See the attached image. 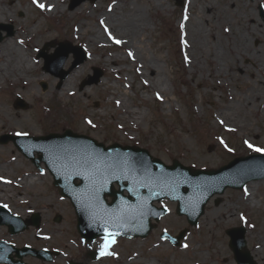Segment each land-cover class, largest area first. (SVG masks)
<instances>
[{"label":"rangeland","instance_id":"obj_1","mask_svg":"<svg viewBox=\"0 0 264 264\" xmlns=\"http://www.w3.org/2000/svg\"><path fill=\"white\" fill-rule=\"evenodd\" d=\"M122 1L118 0V4L122 5ZM161 1L167 6V10L161 8ZM212 1L217 6L216 10L232 6L230 0ZM111 2L112 0H65L61 3L62 10L55 15H48L40 13L27 0H1L3 7H15L16 11L13 18L0 22V31L3 34L0 45L7 38H13L17 32L22 35L24 32L21 33L22 29L18 28H23L27 43L21 44L19 39L14 42L23 49L25 57L32 63V69L17 76L0 79V109L3 111V115H0V136L6 133L11 136L15 133L43 136L72 129L107 145L120 143L139 146L166 164H172L177 159L196 169H219L237 157L261 153L249 148L245 143L247 141L254 147L264 148V120H257V112L261 108L258 107L255 112V103L250 117L252 126L242 133L238 129L229 130L226 124H221L215 116L224 105L235 101L229 93L238 98L244 86L249 82L254 84L255 78L258 77V72L254 70L256 64H264V16L260 9V5L264 6V0L236 2L246 4V10L254 9V15L247 17L254 16L255 20L248 21L244 15L233 16L234 22L231 19V23L234 33L237 35L238 28H243V33L257 51L256 55L241 54L237 57L222 48L224 46L219 39L221 35L224 43L229 42L228 39L233 37L232 26L228 25L223 29L213 17L215 14L210 15L208 9L201 8L200 1L196 2L193 9L191 5L187 6L190 0H183L181 5H177L175 0H155L151 8L145 4L143 16L147 27L143 31L142 46L139 43L138 47L136 40L133 44L127 42L116 45L109 39L101 21H111V25L108 23V30L112 35L128 41L127 33L115 32L120 24L127 26L128 19L125 17L119 20L115 15H99L98 7L108 8ZM72 3L78 4L71 9ZM130 3L137 4L136 0ZM83 4L88 5L85 10L93 15H69ZM202 12L207 15V21L206 17L200 18ZM185 13L189 14L187 20L194 21L188 25L189 32L196 22H201L206 28L203 38L206 53L199 64L202 67L191 66L192 63L185 59L186 53L193 52L184 44L187 39L193 46L190 34L189 39L186 37ZM258 21L261 25H257ZM89 27H95V31L103 35L102 43L95 42L94 45L87 42L96 34L94 31H87ZM254 27L257 33L252 32ZM10 32L13 33L11 36ZM52 41L55 44L45 49L44 45ZM61 42H71L74 46L84 47L88 53L84 62L73 69L63 81L43 68L45 59L41 55L42 49H45L44 52L48 55L54 54L49 61L56 67V53ZM129 51L134 54L135 59L129 57ZM221 53L233 59L229 66L223 62L219 65L218 57ZM116 58H119L117 63L114 62ZM147 60L153 61L160 73L157 80L160 79L161 82L156 86L151 84L148 73L138 66ZM73 61L74 55L71 52L65 59L64 69L68 70ZM95 69L103 71L101 80L82 88L83 81L89 76H94ZM218 70L221 73H218ZM254 72L255 75L252 74ZM67 78L69 90L65 91L64 87L65 93L62 94V87ZM41 82H46L47 87ZM222 88H227L229 93ZM157 93L162 99L157 98ZM18 95L29 103L28 108L15 107L14 101ZM117 101L120 103L117 104ZM123 104L133 110L135 115L131 116L119 110ZM88 120H92L95 127L89 125ZM37 154L35 151L36 156ZM203 158L206 159L205 162H202ZM0 165L9 169L6 174L13 181L11 192L0 193V202L10 203L14 213L21 212L19 208H40L39 214L43 211L42 232L50 234L52 239L43 241L42 246L61 249L58 255H53L52 263L47 264H65L69 257L76 256L80 257L78 262L86 261L84 256L88 250L76 233L74 224L77 217L74 207L69 199L61 197L58 188L53 186V177L45 165L41 163L38 166L41 172L43 169L46 171L45 175L39 176L37 167L19 151L12 139L5 143L0 142ZM31 176L40 177L37 180L40 184L39 192L29 190L26 186L16 188L15 184L22 178ZM24 179L22 182L27 181ZM251 183L255 184L254 190H259L255 193V198H263L256 207L245 203L244 193ZM257 185H260V188L256 187ZM246 188H227L223 194L211 198L196 226L190 225L186 216L176 213L177 202H172L169 198L157 201L155 204L159 208L169 209V213L159 220L157 228L146 238H115V243L107 249L113 254L98 259L94 264H119L128 259L129 255L148 256L147 251L152 248L156 249L152 260L160 264H237L229 245L231 237L226 230L242 225L246 227L247 248L257 264H264V246L258 251L255 245L256 240L264 236V179L251 180ZM43 202L44 206H37ZM214 211L215 218L208 221L209 215L204 216ZM55 213L61 216L60 222H56L57 215L53 217ZM242 216L246 218V223L241 219ZM206 224L211 228L207 229ZM0 228H3L0 238L22 245L31 241L30 231L12 237L7 226ZM184 230L186 237L178 245L161 236L164 233L177 236ZM111 239L109 238V241ZM128 240L132 242L129 246L126 245ZM99 242L101 243L95 245V249L108 243L105 239ZM163 242L169 243L168 250H160ZM184 244L189 247L184 248ZM199 246L201 251L198 250ZM200 252L205 258L199 257ZM25 260L35 262L33 258Z\"/></svg>","mask_w":264,"mask_h":264},{"label":"water","instance_id":"obj_2","mask_svg":"<svg viewBox=\"0 0 264 264\" xmlns=\"http://www.w3.org/2000/svg\"><path fill=\"white\" fill-rule=\"evenodd\" d=\"M77 4L72 3L70 8L73 9ZM177 4L181 5L182 0H177ZM12 34L10 32V35ZM2 38L0 33V42ZM52 44L54 43L46 45V48ZM61 46L56 53V67L52 66L48 57L45 69L64 80L85 60L86 54L80 47H72L69 43H62ZM72 51L76 53V60L71 68L65 71L63 70L65 59ZM102 75L103 72L100 69H95L94 76L85 79L81 87L98 83ZM43 85L47 87L45 82ZM15 106L28 108V104L21 99L15 102ZM10 139L14 140L19 150L37 164L45 161L54 175L55 185L59 187L61 194L70 198L75 205L79 217L78 229L86 239H94L108 233H114L115 236H147L152 229L150 218L155 217L159 220L167 212L165 208L156 209L152 203L155 200L164 199L166 195L171 200L179 201L177 214L187 215L189 223L197 225L199 218L205 212L206 204L213 195L222 194L228 187L243 188L253 179L264 178V155L239 157L217 170H195L184 166L177 159L172 165H166L161 159L154 158L145 148L123 146L119 143L106 146L72 130H67L63 134L51 133L41 137H18L9 134L0 137L1 143ZM34 150L43 152L39 159L33 158ZM86 155L99 156L98 163L101 168L117 159L126 162L123 171L117 170L115 173L120 176V179L109 178L105 183L108 175L105 174L98 177L96 184L93 185L89 179L85 178L86 173L77 175V172H83V169H78L74 162ZM78 179L81 180L80 183H77ZM125 181L127 184L124 183ZM114 182L119 183V190L114 188ZM94 187L98 193L97 198L91 195ZM125 190L128 191V196L125 195ZM107 196H112L111 203L107 202ZM139 203L144 205L142 213H137L136 207ZM228 233L232 237L231 247L238 264H257L247 249L245 228H233L228 230ZM185 234L184 230L171 239L178 245Z\"/></svg>","mask_w":264,"mask_h":264},{"label":"bare ground","instance_id":"obj_3","mask_svg":"<svg viewBox=\"0 0 264 264\" xmlns=\"http://www.w3.org/2000/svg\"><path fill=\"white\" fill-rule=\"evenodd\" d=\"M27 1L34 8L38 9L40 13L43 12L45 14L47 13L48 15H55L60 10L63 9L61 8L62 7L61 3L65 0H38L39 3H42L45 5L44 9H41L37 6V4H34L33 0H27ZM130 1L132 0H123L122 5H120L118 4V0H112V2L110 3V7L108 8L98 7V10L100 11L99 15H115L116 18L119 20L124 19L126 17L128 19L126 22L127 26L123 27L120 24L119 27L117 26V29L115 30V32L123 33V34L127 33L128 35L127 37L129 38V40L128 41L125 40V43L130 42V44H133L134 40H136V43L139 47V43L143 42L142 40L143 35H144L143 31L147 27L146 26L147 22L143 16L144 15L143 6L146 4L151 8L155 4L154 2L155 0H136L137 2L136 5H132ZM197 1H200V3L202 4L201 8H205L209 10V12L211 13L210 15L215 14L213 15V17L215 18L217 24L220 27L222 26L223 29H225L228 25L232 26L231 22L233 20V16L235 15H244V18H246L248 21L255 20L254 16L247 17V15H254L255 13L254 9L246 10V8H248L246 4H243V3L236 4L238 0H230L231 2L230 5H232L230 7L232 8L225 7V8H219L218 10H216L217 6L213 4L214 2L212 0H190L187 6L190 7L191 5L193 9ZM162 3L163 1H161V4H160L161 8H163V10H167V6L163 5ZM87 6L88 5L83 4L79 8L74 9L71 13H69V15H93L89 11L85 10ZM15 11H16L15 7L14 8L3 7L1 0H0V22H5L9 18H13V15H15L14 14ZM206 16L207 15H204V13L202 12L200 15V18L202 19L203 17H206ZM103 21H104V24H103L104 27L107 26L108 28L111 25V21H109L110 25H108L109 22H107L106 20H103ZM205 21H207V17ZM193 22L194 21H192L191 19L186 20L185 22L186 23L185 28H186V33H187L186 37L189 39V34H190V37L193 42V46H192L191 43L189 42L190 40L189 41L187 39L184 40V44H185V41H187V44H185L187 48L193 51L191 53L190 52L186 53V56L188 57L187 61L190 62V64L192 63L191 66L197 65V66L202 67V65H199V64H200V59L206 53V50H204L203 48L204 46L203 38L206 34V30H205L206 28L201 22H198V23L196 22L194 23L193 27L190 29V32H189V30L187 29L188 25L192 24ZM257 25H261L259 21ZM19 29L24 30L21 27H19L18 30ZM22 30H21V33L24 32L22 35L19 32H17L13 38H7L0 45V79L4 80L5 77H9L11 75L17 76L18 74H23L27 71H31L32 69V63L25 57V53L23 49H21V47L19 45H16L14 42L16 39H19L20 43L21 41L27 43V35L25 31H22ZM89 30L96 32L95 27L87 28V31ZM255 30H256V27L253 28L252 32L257 33ZM237 31H238V34L236 35L234 33V29L232 26L231 34H233V37L232 39H228L229 42L227 43H224L222 41V36L220 35L219 37L220 42L222 46H224L222 48H225L226 51H229L233 57H237L238 55H241V54L256 55L257 51H255L253 46L250 44L249 42L250 39L246 36L245 33H243V28H238ZM76 35L78 34L76 33ZM101 41H103V35L100 32H96L94 36H91L87 40L88 43H94V45H95V42H101ZM25 43H21V44H25ZM68 43L72 45L71 42H68ZM88 43H87V46H89ZM140 45L142 46V43ZM83 49L85 52L84 47ZM138 52H139V49H138ZM73 54H76V53L73 51ZM218 58H219L218 62L220 63L219 64L220 66L223 63L226 66H229L230 62L233 61V59H229L225 57L223 53H221V56H219ZM117 60H119V58H116L114 62L117 63ZM138 66H140L143 70H145L148 73L149 78L152 82L151 84L156 86V84L159 83L160 79L157 80V76L160 73L158 72L156 65L154 64L153 61L151 60L143 61V63H141V65H138ZM254 70L258 72L257 76L259 78L258 77L255 78L254 84L249 82L248 85L244 86L242 88L243 95L240 94L238 98H234V96L231 95L232 93H229V90L227 88H222L228 91L232 99H235L234 102L231 101L227 103L226 105H224V107L221 108L220 112L215 116L217 121L223 120L228 129H238L241 133L250 129V127L252 126L250 117L254 111V108H253L254 103L257 106L255 109V112L258 110V107L261 108L260 111L257 112L258 113L257 120H264V64L263 65L256 64V68ZM217 72L221 73L220 70H218ZM252 74L255 75L256 73L254 72ZM69 78H71V76ZM69 78H67L64 82V85L61 91L62 94L65 93V91L69 90V86H68ZM64 87H65V91H64ZM119 110L126 112L128 115H131V116L135 115V112L131 109H128L126 104L125 105L123 104L119 108ZM0 115H3V111L1 109H0ZM205 161L206 159L203 158L202 162H205ZM203 164L206 165V163H203ZM6 171L8 172L9 169L5 165H0V177H3V179L0 180V193L1 194L11 192V189L13 190L12 184L11 183L9 184L8 182H6L10 180L9 178L10 176L6 174ZM23 179L24 178H22V180ZM38 179L40 178L36 176H31L27 179L25 178L24 180H27L25 182H22V180L17 182L15 186H17L16 188H21L20 186H26L27 189L29 190L34 189L37 192H39L40 184L37 181ZM254 185L255 184L253 183L249 184L244 195H245V203L251 206L254 205L256 207L260 205L263 198H259V199L255 198L256 197L255 195L258 193L259 190L258 189L254 190L255 188ZM256 187L260 188V185H257ZM20 200L24 201L22 198H20ZM207 215H209L207 217V219H209L208 221H211V219L213 221L216 215V211L207 213L204 217H206ZM205 227L207 229L211 228V226L207 224L205 225ZM2 231H3V228H0V233ZM99 240L101 239H97L94 243L90 244L87 247L90 248L92 245L95 246L99 244L100 243ZM130 243L132 242L128 240L126 242V245L129 246ZM255 245L258 247V251H261L264 246V236H260V239L256 240ZM169 247L170 246L168 242H163L160 246V250L161 251L168 250ZM198 250L201 251L200 246L198 247ZM147 252L149 253L148 256L133 257L132 255H129L128 259L123 260L119 264H160V262H153L152 260V257L154 253L156 252V249L152 248L148 250ZM193 254L195 256L197 255L196 253H193ZM199 257H204V254L200 252Z\"/></svg>","mask_w":264,"mask_h":264},{"label":"snow or ice","instance_id":"obj_4","mask_svg":"<svg viewBox=\"0 0 264 264\" xmlns=\"http://www.w3.org/2000/svg\"><path fill=\"white\" fill-rule=\"evenodd\" d=\"M33 3L37 4V6L41 9L45 8V5L42 3H39L38 0H33ZM184 19L185 20L188 19V16L186 13H185ZM101 24H104V21H101ZM181 27L183 28V25H181ZM105 31L108 33L109 39H111L116 45H123L125 43V41H123L121 39H117L115 36H113L112 32L108 30L107 26H105ZM21 43H23V41H21ZM185 44H187V41H185ZM128 55H129V57L135 59V56L131 51L128 52ZM185 59L188 60V57L186 56ZM138 71H139V69H138ZM145 83H147V82L145 81ZM157 98L162 99V97H160L159 93H157ZM116 103L119 104L120 101H117ZM87 123L89 125H91L92 127H95L92 120H88ZM220 123L223 124L224 121L221 120ZM229 130L234 131V129H229ZM17 135H27V133H17ZM245 143L248 144L249 148H253L254 151L264 153V148L254 147L253 145L249 144L247 141H245ZM225 146L227 147V145H225ZM98 160H100L99 156L91 157V156H87V155L82 159L76 160L74 162L76 167L79 169H83V172L78 171L77 175H84L86 173L87 175L85 176V178L89 179L93 183V185L96 184L98 177L105 176V174H108L105 178V183L107 182V179H109V178L114 177L115 179H120V176L115 175V173L117 170L123 171L126 162L117 159L115 162L105 166L104 168H101L99 163H98ZM2 179H3V177H0V180H2ZM6 182L11 183V181H6ZM130 191H131V189H130ZM91 195L93 198L98 197V193L96 192L95 187L93 188ZM5 207H7V205H5ZM241 219L244 220L245 223L247 222L246 218H244L243 216L241 217ZM109 236L112 237V239L110 241H109ZM114 237H115L114 233H108V235L105 236V240L108 241V243H106L105 245L102 246L101 253H100L101 255H112L113 254V253L107 251V249L110 247L111 244L115 243ZM183 247L188 248L189 245L184 244Z\"/></svg>","mask_w":264,"mask_h":264},{"label":"flooded vegetation","instance_id":"obj_5","mask_svg":"<svg viewBox=\"0 0 264 264\" xmlns=\"http://www.w3.org/2000/svg\"><path fill=\"white\" fill-rule=\"evenodd\" d=\"M10 204V203H9ZM44 206V203H41V204H38L37 206L38 207H40V206ZM41 208H43V207H41ZM47 210H49L47 207H45ZM10 209L13 211V208L12 207H10ZM40 208H38V209H36V210H32V209H27V210H25V209H23V208H19V210L21 211V212H19V215H21L22 217H23V219L27 222V223H30L31 224V226L27 229V230H25L24 232H22V233H19V235H21V234H25V233H27V232H31V234L29 235V238H30V240L31 241H33V242H35V244L34 245H32V246H34L35 248H38V249H42V248H44V247H42V244L41 245H37V244H40V243H42L43 242V238H42V236L43 235H46L47 233H43L42 232V227H41V224L43 223V219H41L42 218V215H41V213H43V211H41L40 212V214H39V212H38V210H39ZM57 215V213H55L54 214V216L53 217H55ZM36 216H38V218H36ZM52 217V218H53ZM56 218V217H55ZM56 222H60V221H56ZM48 223H55V221H48ZM34 231H37L36 233H34ZM9 232V231H8ZM9 235L10 236H12V237H14L15 235H17V234H11L10 232H9ZM32 236V237H31ZM33 238V239H32ZM51 239H52V236H51ZM30 241V242H31ZM14 243V242H13ZM15 244V243H14ZM25 244H29V243H23V245H25ZM16 245H18V246H23L22 244H16ZM31 245V244H30ZM45 247H47V246H45ZM34 260H35V262L33 263V264H39L40 262H41V260L39 259V258H36V257H32ZM84 258H86V261H81V262H78L79 261V259H80V257H78V256H76V257H69L67 260H66V263L65 264H94V262H95V259L94 258H92V257H90L89 255H88V252H86V254H85V256H84Z\"/></svg>","mask_w":264,"mask_h":264}]
</instances>
